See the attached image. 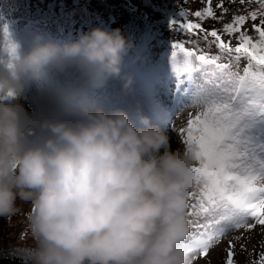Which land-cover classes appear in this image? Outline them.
<instances>
[{"label": "clouds", "instance_id": "9594fccd", "mask_svg": "<svg viewBox=\"0 0 264 264\" xmlns=\"http://www.w3.org/2000/svg\"><path fill=\"white\" fill-rule=\"evenodd\" d=\"M12 43L15 54L0 61V217L29 209L10 254L22 264H192L184 241L193 161L171 150L165 131L147 116L137 125L124 109L95 107L42 121L49 134L35 141L16 100L24 86L16 69L38 76L75 58L102 83L121 75L130 41L119 28L95 27L64 42L37 33L23 52ZM131 79L124 74V87Z\"/></svg>", "mask_w": 264, "mask_h": 264}, {"label": "snow or ice", "instance_id": "6c2138e0", "mask_svg": "<svg viewBox=\"0 0 264 264\" xmlns=\"http://www.w3.org/2000/svg\"><path fill=\"white\" fill-rule=\"evenodd\" d=\"M239 4L247 7L236 10L222 31H208L189 16L223 21L229 12L225 0L216 5L220 15L213 0H206L201 10L190 13L181 8L169 21L170 28L199 30L209 47L215 44L218 50L206 52L195 41L192 47H186L185 41L169 42L177 76L176 105L187 102L197 109L178 129L193 161L194 187L187 195L189 231L184 241L192 264L199 256L208 257L210 249L234 230L258 225L264 230V0H239ZM249 20L256 37L245 30ZM223 33L235 36L237 44L226 42ZM4 35L8 37L6 29ZM5 52L8 57L15 54L12 41L6 42ZM236 246L235 240L228 241L224 264H235ZM252 264H264V250Z\"/></svg>", "mask_w": 264, "mask_h": 264}, {"label": "rangeland", "instance_id": "374dc122", "mask_svg": "<svg viewBox=\"0 0 264 264\" xmlns=\"http://www.w3.org/2000/svg\"><path fill=\"white\" fill-rule=\"evenodd\" d=\"M206 1V0H205ZM218 0H213V8ZM7 30L8 37L4 32ZM40 33L45 40L58 41L56 36L36 27L24 29L17 38L14 27L0 22V61L7 60L5 45L8 41L20 43V52L27 51L35 34ZM200 49L216 54L210 47ZM17 77L23 82V89L16 100L23 106L29 116V124L34 126L35 141H41L49 134L41 128L44 120L63 118L75 120L86 108L102 107L105 111L121 108L127 111L129 119L139 125L140 117L147 116L151 123L158 125L169 136L171 150L184 149L178 129L186 126L189 113L197 109L185 104L176 105L177 76L171 63H154L148 65L143 60L136 72L125 71L121 67V75L108 76L102 83L94 82L85 66L75 58L57 62L52 61L44 66L38 76L31 71L21 72L16 69ZM124 74L131 76V83L124 87ZM161 152L164 151L162 148ZM28 205H22V211ZM20 220V213L13 221ZM239 237L240 239H236ZM235 240V264H252L264 250V230L261 226L254 229H237L226 235L217 245L210 249L208 257L199 256L194 264H224L228 241ZM243 245L244 247H240Z\"/></svg>", "mask_w": 264, "mask_h": 264}, {"label": "trees", "instance_id": "16d2710c", "mask_svg": "<svg viewBox=\"0 0 264 264\" xmlns=\"http://www.w3.org/2000/svg\"><path fill=\"white\" fill-rule=\"evenodd\" d=\"M205 6V0H0V22L14 27L17 38L24 29L36 27L55 35L58 42L73 41L95 27L108 30L119 28L130 41V47L122 54L121 67L133 73L141 67L143 60L149 66L171 63V41H185L186 47H192L195 41L204 48L209 47L199 30L187 33L179 30L178 26L169 27V21L178 15L181 8L192 13ZM225 6L229 12L224 15L223 21L212 18L199 21L195 16L189 18L201 23L208 31L213 28L222 31L223 23L231 22L236 10L247 7L240 5L239 0L236 3L225 0ZM213 9L220 15L219 8ZM252 23L251 20L247 21L245 30L256 37L258 34L252 28ZM197 37H200L198 41ZM222 38L233 46L238 42L235 36L227 33H223ZM212 39L209 37V40ZM17 45L19 51L22 46L20 43ZM210 48L217 53L215 44ZM245 64L246 60L242 59L241 68ZM24 209L16 222L13 221L16 216L10 220L0 217V264H22L20 258L10 254V250L26 234L25 213L29 206ZM28 242L31 243L30 240Z\"/></svg>", "mask_w": 264, "mask_h": 264}]
</instances>
